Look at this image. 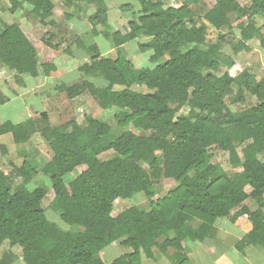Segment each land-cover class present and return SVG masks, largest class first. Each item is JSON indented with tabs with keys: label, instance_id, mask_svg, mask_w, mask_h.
<instances>
[{
	"label": "trees",
	"instance_id": "1",
	"mask_svg": "<svg viewBox=\"0 0 264 264\" xmlns=\"http://www.w3.org/2000/svg\"><path fill=\"white\" fill-rule=\"evenodd\" d=\"M59 1L70 11L67 18L85 11L82 4L93 6L87 16L92 31L97 34L104 25L102 33L112 37L117 56H102L95 44L84 46L89 59L79 67L80 81L61 80L54 88L70 99L90 91L102 109L119 110V127L133 125L150 133L117 135L93 115L84 124L71 118L53 125L47 112L2 122L0 136L11 133L17 144L40 134L51 158L42 168L28 155L14 164L13 172L24 181L17 187L0 168V247L5 242L20 247L22 264H144L154 258V249L172 264H191L183 247L187 238L204 240L215 234L218 218L242 214H249L253 229L239 247L264 244V76L258 79L249 67L234 75L228 70L235 56L251 49L250 40L257 39L264 49V0L249 5L215 0L210 7L203 0L169 6L164 0H138V9L127 8L132 14L125 31L111 33L105 0ZM24 3L50 25L44 43L59 49L64 39L52 30L57 24L54 0H12V11ZM130 42L140 52L151 51V66L139 67L129 58L123 45ZM0 65L13 70L20 83L57 69L54 61L40 62L37 47L17 22L0 24ZM223 65L227 70L219 73ZM229 96L242 108L233 111ZM8 101L0 90V106ZM186 106L188 112L181 114ZM214 148L227 151L240 171L230 175L214 161ZM109 150L115 155L101 159ZM0 152L7 155L8 148L1 145ZM82 164L87 169L66 182L64 176ZM40 173L52 182V209L73 229L48 218L44 188L27 187ZM167 178L176 184L162 195L160 184ZM141 193L150 202L148 209L132 204L113 214L117 200ZM116 241L130 251L104 260L101 253ZM0 264L9 263L0 259Z\"/></svg>",
	"mask_w": 264,
	"mask_h": 264
},
{
	"label": "rangeland",
	"instance_id": "2",
	"mask_svg": "<svg viewBox=\"0 0 264 264\" xmlns=\"http://www.w3.org/2000/svg\"><path fill=\"white\" fill-rule=\"evenodd\" d=\"M22 2L23 0H16ZM166 5H173L178 0H164ZM241 5H249L251 0H238ZM107 6L106 18L111 26L109 31H122L124 32L125 25L132 14L133 9L139 8L138 0H105ZM206 6L210 7L214 4L215 0H203ZM125 5H129L125 9ZM130 6L134 7L127 9ZM12 0H0V24L19 22L33 43L39 48L40 62L54 61L57 63L58 70L56 73L53 71V76L45 77L40 75L39 77L32 78L26 76L25 82L20 83L16 79V74L13 70H10L0 65V90L5 94V98H9V101L4 105L0 106V124L5 120H11L14 122H20L26 119L30 115H37V113L47 112L49 115L50 122L53 125L65 123L71 118L77 119L79 124H84L86 116L93 115L97 118L107 122L115 134H121L125 130H132L138 134L148 135L149 131H144L139 128H135L133 125L127 128H121L118 125L116 114L118 113L117 108L108 110L102 109L90 91H83L73 99H70L65 93L58 92L54 85L62 81L72 84L76 81H80V76L83 74L79 67L88 60V55L85 54L84 46L95 44L99 47L102 52V56L116 58L117 49L113 43L112 37L108 38L104 34H95L92 31V26L87 20V16L94 13V8L91 5L82 4L86 12L84 21L73 20L67 18L70 11L58 0H55V7L52 19L57 23L52 30H54L59 38L64 39V42L60 45L59 49H53L44 44L43 36L47 32L46 30L51 27L38 22V17L33 13L32 6L28 3H24L18 6L14 11L11 9ZM76 19V18H75ZM242 20L234 22L235 25L233 33L231 32L230 39H233L237 24ZM98 29L106 31L104 25H99ZM98 30V31H99ZM79 40L80 42H75ZM57 43V38L55 39ZM70 45L69 51L64 49ZM254 42L255 44L258 43ZM125 53L133 60V62L139 67L151 66L150 61L151 51L140 52L135 42H130L129 45L124 47ZM261 53L254 57V54H243L242 60H239L237 67L229 68L231 74H236L241 68L245 66L249 67L256 74L257 78L260 79L264 76V50L260 49ZM240 58V57H239ZM227 70L224 65L219 73H223ZM99 79V78H98ZM255 102V98L249 99L248 103ZM227 104L233 111H238L242 108L239 104L233 103V96L227 98ZM189 108L186 106L181 110V114H186ZM4 145L8 148L7 155H2L0 152V168L9 175L12 185L14 187L20 186L24 183L22 178L14 173V164L19 163L25 155L33 156L38 161V167L42 168L51 158V152L46 141L36 134L31 140L17 144L12 137L11 133H6L0 136V146ZM214 161L221 164V166L229 171V154L227 151L220 149H213ZM115 155L113 150L106 151L100 155L101 159H110ZM26 157V156H25ZM144 167H147L145 162H141ZM87 166L85 164L78 165L74 170L64 176L66 182L71 178L77 176L79 173L85 171ZM51 180L48 176H43L42 173L39 176L34 177L26 183L30 189L42 187L46 191L45 198L42 200V206L46 210L48 218L54 221L59 227L64 229H73L69 226L57 213L52 209V202L55 197L54 189L51 184ZM175 185L172 179H163L160 184L159 192L166 193L169 188ZM136 204L142 208H149L148 198L141 193L140 195L134 196L126 200H117L113 214L116 215L120 211L128 208L130 205ZM113 248L102 252L104 259L111 260L121 254L130 251L128 247L121 244V241H117L112 245ZM154 252L158 254L159 260L163 264H168L164 258L160 255L157 249ZM22 250L20 247H11L8 242H5L0 247V259H4L9 264H22Z\"/></svg>",
	"mask_w": 264,
	"mask_h": 264
},
{
	"label": "crops",
	"instance_id": "3",
	"mask_svg": "<svg viewBox=\"0 0 264 264\" xmlns=\"http://www.w3.org/2000/svg\"><path fill=\"white\" fill-rule=\"evenodd\" d=\"M84 14H86L85 11L83 12L77 11L75 15L73 16V20L71 21H74V22H76L77 20L84 21L86 17V15ZM38 22L41 23L39 19H38ZM17 23L23 29L25 34L29 37L28 32L25 31L23 26L19 22ZM48 30L50 29L48 28L46 31ZM102 32L103 31L101 29L99 34L103 35ZM257 41H258L257 39L250 40L249 45L251 49L248 51H242L237 56L234 57L236 64L233 67H237L239 65V62H240L239 60H242L243 54H250V55L254 54L253 58L255 59V57L258 56V53H261L260 49H263V48L259 45V42L256 44L254 43ZM127 45H129V43L123 45V47ZM37 50L39 52L38 47H37ZM39 57H40V53H39ZM242 69L243 68H241V70ZM57 70H58V66L54 73H56ZM53 74H51L50 76H53ZM45 77H49V76H45ZM30 116H33V115H30ZM229 165H230L229 171L227 172L230 175H233L234 173H236L237 171H240L241 169V168L233 167L232 164L230 163V160H229ZM167 179H171V178H167ZM246 190L248 192L251 191L250 185L246 187ZM246 204L248 205L250 209L252 210L255 209L254 203L251 202L250 200H247ZM215 227H216L215 234L209 235L204 240H192V239L187 238L183 242V247L185 249L186 254L188 255V258L190 259L191 264H264V244H252L251 243V244L244 245L242 248H240L238 245V241L243 239L253 229V224H252L249 214H242L235 219L232 217L218 218L216 220ZM112 245L109 246L106 250L113 248ZM106 250H104L103 252H106ZM173 254H174V250L169 249L168 256L169 255L173 256ZM160 255L162 256V258L165 259V261L168 264H172L171 260L167 256L161 253ZM144 260H145L144 264H163L161 262V259L159 260L158 254L156 252H154V258H149V259L146 258Z\"/></svg>",
	"mask_w": 264,
	"mask_h": 264
}]
</instances>
